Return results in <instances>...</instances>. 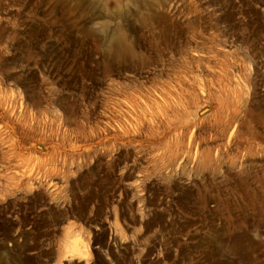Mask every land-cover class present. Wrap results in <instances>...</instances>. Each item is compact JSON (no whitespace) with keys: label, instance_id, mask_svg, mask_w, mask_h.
<instances>
[{"label":"rangeland","instance_id":"1","mask_svg":"<svg viewBox=\"0 0 264 264\" xmlns=\"http://www.w3.org/2000/svg\"><path fill=\"white\" fill-rule=\"evenodd\" d=\"M0 264H264V0H0Z\"/></svg>","mask_w":264,"mask_h":264},{"label":"bare ground","instance_id":"2","mask_svg":"<svg viewBox=\"0 0 264 264\" xmlns=\"http://www.w3.org/2000/svg\"><path fill=\"white\" fill-rule=\"evenodd\" d=\"M118 39H119V40H122V36L119 35V36H118Z\"/></svg>","mask_w":264,"mask_h":264}]
</instances>
